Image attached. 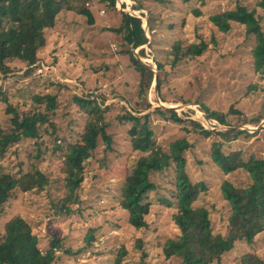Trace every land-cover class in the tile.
I'll return each instance as SVG.
<instances>
[{
  "label": "rangeland",
  "instance_id": "rangeland-1",
  "mask_svg": "<svg viewBox=\"0 0 264 264\" xmlns=\"http://www.w3.org/2000/svg\"><path fill=\"white\" fill-rule=\"evenodd\" d=\"M141 1L116 0L114 12L97 0H70L73 10L60 13L54 28L46 31L47 46L39 54L40 61L34 73V78H41L40 84H34L33 77H24L10 80L7 85L3 82L1 86L13 103L26 102V108L30 107L35 94L57 98L55 109L50 111L54 114L51 121L54 126H43L39 139L44 145L43 158L37 163L53 183L41 194H23L16 190L0 215V234L5 223L19 216L34 225L43 248L51 237L63 238L68 254L59 252L55 264H114L121 248L128 253L123 261L126 264H179L174 258L166 259L163 252L165 242L179 234L171 219L172 209L166 203V200L174 203V164L164 172L151 175L157 189L148 198L151 204L146 219L148 229L131 227L128 214L119 206L126 173L142 155L131 149L127 135L130 127L120 125L115 118L117 114H124V110L136 113L139 104L146 99L152 106L139 116L163 108L159 99L165 98L169 105L180 106H169L176 108L174 111L179 117L198 122L205 130L244 132L237 140L224 145L226 155L239 152L243 161H248L251 156L264 161V75L254 71V38L246 35L242 25L233 24L232 29L223 34L209 21L210 16L233 10L241 4L250 10L257 9L264 30V11L257 7L263 0ZM83 7L91 9L98 22L96 26H99L91 41L88 38L93 30L84 29L87 21L77 15ZM136 7H142V10ZM196 11L200 13L199 17L194 14ZM124 14L142 21L148 39L142 51L126 44L121 35L107 31L108 27L119 28ZM201 40L209 44L206 53L195 59L185 58L172 67L168 56L173 43L181 41L187 49ZM129 50L154 74L157 72L154 79L159 75L162 80L159 91L155 90L153 81L146 98L138 97L140 76L125 54ZM13 62L8 64L15 68L10 76H20L28 69L23 64L14 67ZM159 63L164 65L160 73L157 70ZM2 81L0 75V85ZM100 91L107 94L100 101L105 99L103 108L110 107L107 118L115 151L104 155V147L100 145L77 191L80 203L69 204L70 215L54 217L55 205L65 194L62 185L54 182L55 178L63 176L60 171L62 152L56 151L55 144L57 142L65 151L69 141L73 143L83 134L79 124L84 115L75 105L74 97L90 98ZM203 107L225 115L229 127L218 121L217 124L202 110ZM152 118L153 141L163 150L168 151L172 142L182 138L193 144V148L185 152L187 172L194 184L204 182L207 187L198 204L208 207L214 232L226 235L230 209L222 198L223 182L246 188L252 183L249 175L243 170L225 175L213 165L210 147L216 141L214 137L206 138L200 132L187 133L184 126L157 114L152 113ZM256 120L261 122L256 125ZM49 133L54 135L48 136ZM33 149V141L22 140L8 151L3 164L18 170V163L26 160ZM99 162H102V168ZM90 230H94L95 240L88 247L84 238ZM140 245L141 249H138ZM82 248L85 250L81 252ZM248 254L264 260V233L256 237L254 245L244 241L236 243L235 248L223 256L221 264H243L242 260Z\"/></svg>",
  "mask_w": 264,
  "mask_h": 264
},
{
  "label": "trees",
  "instance_id": "trees-1",
  "mask_svg": "<svg viewBox=\"0 0 264 264\" xmlns=\"http://www.w3.org/2000/svg\"><path fill=\"white\" fill-rule=\"evenodd\" d=\"M144 1L147 0L141 2ZM97 2L115 12L116 0H97ZM71 6L70 0H0V75L3 76L0 85V215L16 190H20L23 194L31 192L41 194L53 183V180L50 181V178L40 170L37 163L43 158L44 145L39 141L40 135L44 125L54 126L51 122L54 114L52 115L50 111L55 109L57 103L56 96L35 94L31 98L30 107L26 108V102L13 103L1 86L3 82L7 85L10 80L24 77H33L32 82L36 85L40 84L41 78H34V73L40 61L39 54L47 46L46 31L54 28L60 13L64 10L72 11ZM257 7L264 11V0L259 2ZM136 8L142 10V7ZM194 14L200 16L198 11ZM77 15L87 21L84 29L93 30L88 38L91 41L99 31L93 12L83 7ZM122 18L119 28L108 27L107 31L121 35L126 44L132 45L135 49L140 48L142 51V47L148 44V39L141 19L126 14ZM262 20L256 8L250 10L241 4L233 10H226L209 17L210 23L223 34H227L233 24L245 27L246 35L253 37L255 41L252 50L254 71L264 75ZM208 49L209 44L205 40L190 44L187 49L183 47L181 41H176L167 56L171 59L172 67L175 68L183 59L201 57ZM125 54L129 56L131 65L140 76L138 97L146 98L155 74L146 64L136 59L130 50ZM12 61L14 67L23 64L28 69L20 76L16 74L10 76L15 70L8 65L12 64ZM157 70L159 73L162 72L164 65L157 64ZM161 84L162 80L158 75V91ZM249 91L252 89L249 88ZM105 93L100 91V94L97 93L93 99L74 97L75 105L84 115L79 124L83 134L77 141L73 143L69 141L65 151H62V147L57 142L55 144L56 151L62 152L60 171L63 176H58L54 182L62 185L65 194L55 205L54 217L70 215L72 209L69 204L80 203L77 191L80 190L92 163L91 160L95 158L100 145L104 147V155L115 151L114 136L109 131L111 124L107 118L110 107L103 108L105 99L100 101V98L107 96ZM160 100L168 103L165 98L160 97ZM151 106V102L146 99L135 111L137 115L132 111L124 110L126 111L124 114H117L115 118L120 125L130 127L127 135L130 138L131 149L134 153L138 152L142 155L136 165L126 173L121 190L119 206L128 214L129 225L136 230L148 229L149 224L146 219L151 208L148 198L150 193L157 189L151 175L164 172L174 164V203L168 200L166 203L172 209L171 219L178 228L179 234L165 242L163 248L165 258H174L179 264H221L223 256L232 251L236 243L244 241L248 245H254L256 237L264 233V161L255 156L243 161L239 152L230 155L223 152L224 145L231 140H237L244 132L234 130L212 132L205 130L198 122L179 117L174 110L155 108L152 111L162 119L184 126L183 130L187 133L200 132L206 138L214 137L216 141L210 147L211 159L213 165L223 174L228 175L243 170L249 175L252 183L246 188H238L228 181L223 182L221 194L230 209V215L227 219V234L222 235L214 232L208 207L205 204H198L201 194L207 191V187L204 182L194 184L187 172L185 152L191 150L193 144L186 138L178 139L170 144L168 151L156 145L151 126L152 113L139 116ZM202 110L207 112L208 117L216 120L217 124L219 122L222 126L229 127L225 115L211 112L206 107ZM261 120H256V125ZM218 137H221V140H218ZM22 140L33 141L34 149L26 160L18 163V170L10 169L11 166H5L3 160L8 151ZM58 140L59 138L56 139ZM99 165L102 168V162H99ZM63 240L53 236L43 248L40 235L35 232L34 225L22 217L15 216L5 223L0 234V264H55L59 252L68 254L63 246ZM94 240V230H90L84 241L89 247ZM138 249H141V245ZM83 250L85 248H82L81 252ZM127 254L126 249L121 248L114 264H126L123 261ZM242 262L264 264V260L253 254L246 255Z\"/></svg>",
  "mask_w": 264,
  "mask_h": 264
},
{
  "label": "water",
  "instance_id": "water-1",
  "mask_svg": "<svg viewBox=\"0 0 264 264\" xmlns=\"http://www.w3.org/2000/svg\"><path fill=\"white\" fill-rule=\"evenodd\" d=\"M155 74H157V72L155 71ZM154 82H155V90H157V75L155 76V79H154ZM160 100V99H159ZM162 102H161V100H160V104H161ZM163 108H166V109H171V110H175L176 108H168V107H164V106H162Z\"/></svg>",
  "mask_w": 264,
  "mask_h": 264
},
{
  "label": "bare ground",
  "instance_id": "bare-ground-1",
  "mask_svg": "<svg viewBox=\"0 0 264 264\" xmlns=\"http://www.w3.org/2000/svg\"><path fill=\"white\" fill-rule=\"evenodd\" d=\"M164 104L167 105V106H164L162 103H161V106L168 107V108H173V107H169V106H174V105H169L168 103H164ZM174 107L180 108V106H178V105L174 106Z\"/></svg>",
  "mask_w": 264,
  "mask_h": 264
},
{
  "label": "built area",
  "instance_id": "built-area-1",
  "mask_svg": "<svg viewBox=\"0 0 264 264\" xmlns=\"http://www.w3.org/2000/svg\"><path fill=\"white\" fill-rule=\"evenodd\" d=\"M96 95H97V93L95 95H93L92 97L88 98V99H93Z\"/></svg>",
  "mask_w": 264,
  "mask_h": 264
},
{
  "label": "clouds",
  "instance_id": "clouds-1",
  "mask_svg": "<svg viewBox=\"0 0 264 264\" xmlns=\"http://www.w3.org/2000/svg\"><path fill=\"white\" fill-rule=\"evenodd\" d=\"M162 102V101H161Z\"/></svg>",
  "mask_w": 264,
  "mask_h": 264
}]
</instances>
